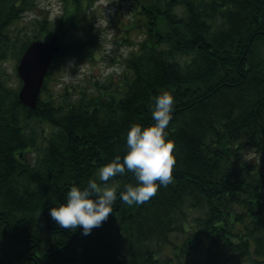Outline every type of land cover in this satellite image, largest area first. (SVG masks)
Segmentation results:
<instances>
[{"label": "trees", "instance_id": "trees-1", "mask_svg": "<svg viewBox=\"0 0 264 264\" xmlns=\"http://www.w3.org/2000/svg\"><path fill=\"white\" fill-rule=\"evenodd\" d=\"M90 1L62 0L55 19L45 11L24 31L37 0H0V64L60 36L34 108L0 69V264H264V0H132L126 29L142 37L127 40L126 72L88 96L43 97L60 61L98 50ZM164 90L172 181L128 204L119 192L135 176L117 174L106 220L87 235L60 226L49 209L73 184L105 183L100 167L123 156L132 123L154 122Z\"/></svg>", "mask_w": 264, "mask_h": 264}, {"label": "clouds", "instance_id": "clouds-1", "mask_svg": "<svg viewBox=\"0 0 264 264\" xmlns=\"http://www.w3.org/2000/svg\"><path fill=\"white\" fill-rule=\"evenodd\" d=\"M174 96L164 90L154 98L153 123H132L126 134V151L116 154L99 169V180L89 179L87 184H73L61 202L49 209L51 217L62 227L75 229L80 226L87 235L99 226L113 211L117 188L106 183L110 177L131 171L135 183L126 184L119 192L128 204L142 203L155 194L160 185L172 181L175 163L174 141L169 138L167 126L172 116Z\"/></svg>", "mask_w": 264, "mask_h": 264}, {"label": "rangeland", "instance_id": "rangeland-1", "mask_svg": "<svg viewBox=\"0 0 264 264\" xmlns=\"http://www.w3.org/2000/svg\"><path fill=\"white\" fill-rule=\"evenodd\" d=\"M132 0H91L88 10L91 19L87 23H92L95 28H99L97 34V47L90 60L65 59L58 63L52 70L48 82L47 92L43 97L50 95L54 99L60 100L64 92L76 93L83 91L87 96L95 92V83L100 85L110 80H118L126 71L123 59L128 56L132 45L127 42H137L141 39L140 30L126 29L133 20ZM62 0H37V6L31 13L25 14L19 22V26L27 31V22L34 17L41 18L45 11H48L50 20L55 19V15L62 11ZM80 10L84 9L81 4ZM23 24V25H21ZM44 39V37H41ZM126 39V42H124ZM16 59H9L0 64L2 73L8 78L12 86L19 83L16 74ZM68 96L74 97L72 94ZM40 124L32 122L31 130L38 136L41 132ZM32 153L26 155V159H31Z\"/></svg>", "mask_w": 264, "mask_h": 264}, {"label": "water", "instance_id": "water-1", "mask_svg": "<svg viewBox=\"0 0 264 264\" xmlns=\"http://www.w3.org/2000/svg\"><path fill=\"white\" fill-rule=\"evenodd\" d=\"M60 51V36L51 34L45 39L31 41L19 57L16 73L21 81L18 101L24 106H36L44 78L54 55Z\"/></svg>", "mask_w": 264, "mask_h": 264}]
</instances>
